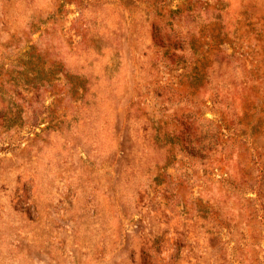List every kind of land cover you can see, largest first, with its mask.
Returning a JSON list of instances; mask_svg holds the SVG:
<instances>
[{
  "label": "rangeland",
  "instance_id": "374dc122",
  "mask_svg": "<svg viewBox=\"0 0 264 264\" xmlns=\"http://www.w3.org/2000/svg\"><path fill=\"white\" fill-rule=\"evenodd\" d=\"M0 264H264V0H0Z\"/></svg>",
  "mask_w": 264,
  "mask_h": 264
},
{
  "label": "trees",
  "instance_id": "16d2710c",
  "mask_svg": "<svg viewBox=\"0 0 264 264\" xmlns=\"http://www.w3.org/2000/svg\"><path fill=\"white\" fill-rule=\"evenodd\" d=\"M154 38H155V34H154ZM155 40V39H154Z\"/></svg>",
  "mask_w": 264,
  "mask_h": 264
}]
</instances>
